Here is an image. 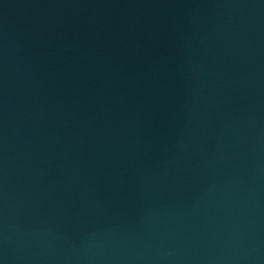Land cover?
Masks as SVG:
<instances>
[{
    "label": "water",
    "instance_id": "95a60500",
    "mask_svg": "<svg viewBox=\"0 0 264 264\" xmlns=\"http://www.w3.org/2000/svg\"><path fill=\"white\" fill-rule=\"evenodd\" d=\"M0 264H264V0H0Z\"/></svg>",
    "mask_w": 264,
    "mask_h": 264
}]
</instances>
